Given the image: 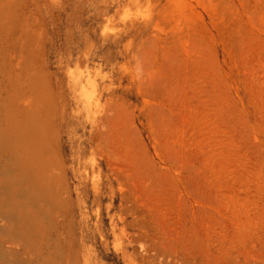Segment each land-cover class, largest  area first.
I'll return each instance as SVG.
<instances>
[{
    "label": "rangeland",
    "instance_id": "374dc122",
    "mask_svg": "<svg viewBox=\"0 0 264 264\" xmlns=\"http://www.w3.org/2000/svg\"><path fill=\"white\" fill-rule=\"evenodd\" d=\"M153 5L101 38L109 0H0V264H81V239L126 264L107 246L111 201L136 264H264V0ZM86 48L114 82L123 61L144 77H120L106 130L83 132L98 191L68 166L81 129L62 69Z\"/></svg>",
    "mask_w": 264,
    "mask_h": 264
},
{
    "label": "clouds",
    "instance_id": "9594fccd",
    "mask_svg": "<svg viewBox=\"0 0 264 264\" xmlns=\"http://www.w3.org/2000/svg\"><path fill=\"white\" fill-rule=\"evenodd\" d=\"M109 3L116 5V7L113 8L111 13L102 16V23L98 26V34L101 38L109 35L115 36V34L122 32L123 28L118 27L117 24L123 25L132 20L148 22L152 20L154 15L153 0H123V2L121 0H109ZM131 43V39L125 42V51L131 48ZM69 58L71 59V54ZM81 59L84 61L83 64H81ZM132 59H135L134 53ZM111 68H115L120 77L127 76L129 82H143L144 77L142 78L137 72L129 76L130 69L124 61L114 63L110 66ZM62 74L65 78L64 84L69 93V99L72 101V106L68 110L69 114L80 118L77 125L81 129V132H77V127H70L69 131L66 132L70 144H73V135L77 140L74 154H71V162L68 163V166L77 169L78 172H75L74 175L82 176L94 191H98L103 176L99 161L103 157H98L96 150L92 147L88 148L86 156H82V142L86 138L83 132L86 131L87 136H90L98 126L101 131L106 130L105 125L101 124L100 121L106 115H111L107 97L114 89L121 87L120 77H117L114 82V73L111 70H105L104 64L99 60H91L87 48L76 55L74 62L63 65ZM105 179L103 176V180ZM116 190L119 192L124 191L123 186L119 184L116 185ZM103 207L109 221V232L111 234V240H107V246L110 245L111 250L120 256L122 262L136 264L128 251V248L132 246V242L129 239L128 231L124 227L125 217L119 213L109 212V209L112 208V201L107 202ZM80 219L85 222V228L88 227V222H91L92 227L95 228L97 221L100 220V207L98 206L95 210L90 211L85 205ZM97 236L101 241L105 240L103 233L99 231ZM80 246L81 264H89L90 259L92 264H97L99 257L94 244L81 239ZM137 247L143 250L142 243H138Z\"/></svg>",
    "mask_w": 264,
    "mask_h": 264
}]
</instances>
